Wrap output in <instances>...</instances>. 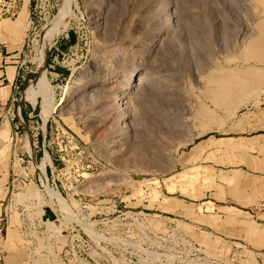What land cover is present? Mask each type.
I'll use <instances>...</instances> for the list:
<instances>
[{
  "label": "rangeland",
  "instance_id": "rangeland-1",
  "mask_svg": "<svg viewBox=\"0 0 264 264\" xmlns=\"http://www.w3.org/2000/svg\"><path fill=\"white\" fill-rule=\"evenodd\" d=\"M261 1L0 0V14L9 9L1 46L20 51V101L36 115L1 111L0 194L11 170L26 199V264H264ZM71 32L72 46L52 63ZM12 111L22 130L8 132ZM33 143L49 161L26 174L13 150ZM245 179L255 200L246 208L262 214L217 211L218 201L234 205L228 190ZM45 207L56 223L42 220Z\"/></svg>",
  "mask_w": 264,
  "mask_h": 264
},
{
  "label": "crops",
  "instance_id": "crops-1",
  "mask_svg": "<svg viewBox=\"0 0 264 264\" xmlns=\"http://www.w3.org/2000/svg\"><path fill=\"white\" fill-rule=\"evenodd\" d=\"M74 40H71L69 38L62 39L52 50L50 53V58L52 63L55 62V60L58 59L65 51L69 50L72 46V43ZM10 46L8 44L3 45L2 48V54L3 56H7V59L9 63H4L3 65H0V128L5 123L6 119H2L1 111L4 108H9L13 110H17V107L20 106V112L21 108L23 107V115L24 117L29 120V114L33 111H35V107L32 104L23 103L20 101V87L22 84L23 77L20 75L19 66H18V60L14 59L12 60V57L17 56L16 54H20V51L16 54H11L12 51L16 50L17 48H9ZM5 48V49H4ZM13 62V63H12ZM10 67L14 68V74H12L11 77H9L8 73L10 72ZM49 67L51 69H55V67L52 64H49ZM56 70L63 75V72L60 70V68H56ZM18 111V114L14 116L13 118L7 117V121L9 123V131H18L22 130L23 124L21 121L23 120L22 115ZM7 127V126H5ZM2 129V128H1ZM0 129V131H2ZM7 129V128H5ZM260 136H264V131L259 134ZM1 132H0V142L2 140ZM241 138V137H238ZM6 139V138H5ZM42 152L38 148L35 151L36 161L38 158H41ZM246 164V162H245ZM247 166V164H246ZM236 171L238 173L244 172V170H240V168H237ZM242 171V172H241ZM226 182L230 179V177L225 176ZM236 177L235 179H237ZM264 177L259 178V193L260 196H264ZM14 178H12L11 170L8 172V176L4 182V189L3 193L0 194V199H6L9 198L7 204L4 205V203H0V209L4 214H9V224L8 228L5 233V238L0 241V264H26V261L29 256V249L27 246V243L25 241V238L20 231L19 225L21 221L24 219L22 217V213L19 211L21 206H25V204H15L14 203V194L19 192H14ZM17 181L20 180V177L16 179ZM27 187L36 189V184L31 180V182L27 185ZM251 190L250 184L247 183V179H245L241 186L239 188H236L235 191L228 190L227 196L233 200H231L234 205H224V203H221L218 201L216 204L217 211L222 213V209L224 207L231 208L235 211H238L239 213H242L244 215L247 214V218L249 216H253L252 212H255L256 214L259 213V215L262 214L261 207L259 206L260 210L253 211V209H247L250 205V203H253L255 200H253L252 194L248 193V191ZM31 204V201L29 202ZM28 204V205H29ZM237 212V213H238ZM222 216L223 214H219ZM225 216V215H224Z\"/></svg>",
  "mask_w": 264,
  "mask_h": 264
},
{
  "label": "built area",
  "instance_id": "built-area-1",
  "mask_svg": "<svg viewBox=\"0 0 264 264\" xmlns=\"http://www.w3.org/2000/svg\"><path fill=\"white\" fill-rule=\"evenodd\" d=\"M9 10V9H8ZM8 10L7 9H5V10H3V13L2 14H0V17L3 15V14H8ZM15 11V10H14ZM16 12H12L11 14L12 15H14ZM69 35H68V33L66 34V37H68ZM56 43L57 42H55L54 44L56 45ZM1 42H0V65L2 64H4V63H9V61H8V59H7V56H3V54H2V50H1ZM55 62L56 63H58V61L57 60H55ZM18 110H20V106H18ZM9 114H10V112H8ZM15 116V113L12 111V116H11V118H13ZM29 117L30 118H34V117H36V115L33 113V112H31L30 114H29ZM16 134H18V132H16ZM37 147H38V145L36 144V143H33L32 145H30V146H27V144L26 145H23L22 146V148H20L19 150H13V158H14V160H17L18 161V166L19 167H21L22 166V168L24 169V172L26 173V174H28V169H27V165L29 164V163H31L32 165H35L36 164V156H35V151H36V149H37ZM43 147V148H42ZM41 148L39 147V149L41 150V152H42V156H41V158H40V163H42V161H43V159H44V157H45V155H46V152H47V150H46V147H45V145L43 144V146H42ZM47 166H49L50 167V170L51 171H53L52 170V165L51 164H46V167H45V170H46V168H47ZM38 171H39V180L42 182V178L40 177L41 176V168L40 167H38ZM33 175V174H32ZM42 184V183H41ZM8 223H9V220H8V218H7V215L6 214H4L3 212H2V210L0 209V241L1 240H3L4 238H5V233H6V230H7V228H8Z\"/></svg>",
  "mask_w": 264,
  "mask_h": 264
},
{
  "label": "bare ground",
  "instance_id": "bare-ground-1",
  "mask_svg": "<svg viewBox=\"0 0 264 264\" xmlns=\"http://www.w3.org/2000/svg\"><path fill=\"white\" fill-rule=\"evenodd\" d=\"M259 1V0H258ZM251 3V2H250ZM71 4V3H70ZM260 4V3H259ZM261 5L262 6H260V7H262V11L264 12V1H261ZM261 11V10H260ZM264 31V30H263ZM159 58V57H158ZM44 63V62H43ZM168 68V67H167ZM46 71V69L44 68V66L42 67V69H41V75H40V77H39V81H40V83H41V85H42V90H43V92H42V99L43 100H41L42 101V110H41V115H42V117H43V119H44V121H46V119L48 118V115L50 114V111H51V101H50V97H51V95H50V90H49V86H48V84H47V79L45 78V72ZM210 72V71H209ZM219 76V75H218ZM223 76H225V75H223ZM141 77V76H140ZM213 77V76H212ZM142 78V77H141ZM141 78H140V80H141ZM208 78V77H207ZM143 79V78H142ZM215 81V80H214ZM223 82V81H222ZM133 83V82H132ZM138 83V82H137ZM137 83H136V85H137ZM140 83V82H139ZM209 84V83H208ZM231 84V83H230ZM236 84V83H235ZM131 85V84H130ZM158 87V86H157ZM168 90V89H167ZM214 90V89H213ZM220 90V89H219ZM156 93V92H155ZM150 94V93H149ZM151 95V94H150ZM154 96V95H153ZM212 100H213V104H214V107L217 109V108H219L220 107V99H218V98H215V97H212ZM167 101V100H166ZM245 101V100H244ZM163 102V101H162ZM205 109V108H204ZM204 109L202 110V112L204 111ZM156 110V109H155ZM212 112V111H211ZM204 113V112H203ZM205 113H206V111H205ZM213 113V112H212ZM212 113H210V115H212ZM207 115H205V117L207 118V117H209L210 115H209V112L207 111V113H206ZM200 117V116H199ZM198 117V118H199ZM204 118V117H203ZM191 119V118H190ZM205 125V124H204ZM202 131V130H201ZM45 160H47V161H49V159H48V157L46 156L45 157ZM21 193V192H20ZM19 193V194H20ZM18 193L17 194H15V199L17 198V195H19ZM23 194V193H22ZM22 194H20L19 195V197L18 198H21L22 200H18L17 199V201H19V203H22L23 202V204L25 203V200L26 199H23L22 198Z\"/></svg>",
  "mask_w": 264,
  "mask_h": 264
},
{
  "label": "water",
  "instance_id": "water-1",
  "mask_svg": "<svg viewBox=\"0 0 264 264\" xmlns=\"http://www.w3.org/2000/svg\"><path fill=\"white\" fill-rule=\"evenodd\" d=\"M60 70L63 72V74L67 73L65 69L60 68ZM41 217H42V220L48 219L50 221H55V223L57 221V215L50 207L44 208V213Z\"/></svg>",
  "mask_w": 264,
  "mask_h": 264
},
{
  "label": "trees",
  "instance_id": "trees-1",
  "mask_svg": "<svg viewBox=\"0 0 264 264\" xmlns=\"http://www.w3.org/2000/svg\"><path fill=\"white\" fill-rule=\"evenodd\" d=\"M68 38L71 39V40H75L76 36H75V34L73 32H71L69 34Z\"/></svg>",
  "mask_w": 264,
  "mask_h": 264
}]
</instances>
